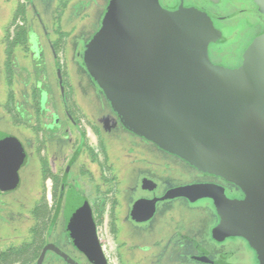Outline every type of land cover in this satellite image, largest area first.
<instances>
[{"label":"water","instance_id":"obj_1","mask_svg":"<svg viewBox=\"0 0 264 264\" xmlns=\"http://www.w3.org/2000/svg\"><path fill=\"white\" fill-rule=\"evenodd\" d=\"M254 2L264 13V0ZM219 39L212 18L197 8L111 0L86 62L126 127L242 185L241 200L211 183L176 186L161 199H210L220 217L215 238L245 236L264 264V32L237 68L212 62L209 49ZM20 157L18 143L0 137L1 184L15 180ZM82 249L103 257L99 243Z\"/></svg>","mask_w":264,"mask_h":264},{"label":"flooded vegetation","instance_id":"obj_2","mask_svg":"<svg viewBox=\"0 0 264 264\" xmlns=\"http://www.w3.org/2000/svg\"><path fill=\"white\" fill-rule=\"evenodd\" d=\"M29 1L34 3V16H40L38 3L35 0L19 2L18 11L21 13L11 22L14 26L13 32L6 29L5 36L9 37L8 44L3 42L4 53H6L4 79L9 90L6 95L8 97L5 99L8 101L5 103V110L9 114L15 113V110H12V108L15 109V95L11 90L12 83L9 81L14 76L16 64L13 48L26 44L27 48L30 47L29 52L32 54L33 61L42 59V46L34 45L32 42L36 30L30 23ZM41 1L49 2L50 0ZM110 2L111 0L105 1L107 5ZM160 2L171 11L184 7L197 8L206 12L220 33V39L213 42L209 49L212 62L228 68H237L242 65L245 51L241 56L225 58L230 60L231 64L214 61L212 53L217 44L227 41L221 21H232L241 17L256 19L258 11L254 0H220L216 3L211 0H160ZM219 6H224L225 12H222ZM56 30L60 33V26ZM22 32L24 35L22 34L20 38L19 35ZM56 48L54 57L58 59L57 53L60 52V47L56 46ZM7 63H9V70L6 67ZM47 81L45 72L38 85H43V82ZM47 92L48 89L42 87L41 97L46 98ZM39 106L35 107V115L23 107L27 124H31L32 118L34 120L35 117L37 123L31 126H33L32 130L37 129V132L47 129L44 113L48 111V107L45 104ZM41 118L44 120V128L39 123ZM54 127L51 125V128ZM92 129L95 133L97 132L93 126ZM128 130L131 138L134 139L132 144L152 146V149L148 150L152 152V156L138 155L136 160H132V157L127 155L130 158V166L142 165L144 168H140L134 176L132 185L119 181L122 198L120 206L117 207V202L112 201L107 208L106 199L102 203L96 202V197L103 190L107 196L113 192V177H103L101 183L96 177L84 179L86 181L84 185L79 182L82 174H76L74 172L76 170H72L83 148L77 145L75 154L67 162L68 166L61 176L45 177V198L35 204L32 203L29 207L24 206L25 212L16 213L11 210L10 197L21 186L20 173L28 163H26L25 149L20 139L12 131L8 132L0 128V137L16 141L21 151L20 160L15 165V180L5 184L0 183V264H113L112 255H115L121 264H259L258 252L245 236L231 235L222 239L215 238L213 230L220 223V217L210 199L202 198L196 201L186 197L161 199L169 189L176 186L211 183L224 187L228 198L241 200L247 197L242 185L225 175L202 169L181 156L162 149L158 143ZM161 153L166 155L162 162L156 160ZM86 165L87 163L85 169L79 172L87 173L89 169ZM91 184L96 188L92 189ZM152 201H155L154 205ZM203 205L212 210L213 218L209 219L206 212L193 215L191 209ZM187 206L189 210L184 211ZM117 211L119 214L116 213ZM193 219L198 223V226H195L197 227L196 232L194 231L195 236L193 235ZM16 220L18 230L13 225ZM5 226L12 234L3 233ZM13 231L18 232V236L13 235ZM14 237H21L18 244L14 242ZM210 242L215 244L212 249L208 247ZM98 243L103 257L95 260L82 247L96 248Z\"/></svg>","mask_w":264,"mask_h":264},{"label":"rangeland","instance_id":"obj_3","mask_svg":"<svg viewBox=\"0 0 264 264\" xmlns=\"http://www.w3.org/2000/svg\"><path fill=\"white\" fill-rule=\"evenodd\" d=\"M35 1L38 3L40 16H34L35 6L31 1L28 2V13L31 18L30 23L36 30L32 42L34 45L42 46V59L33 61L29 52L30 47L27 48L26 44L13 48L16 64L14 76L9 81L12 83L11 90L15 95V109L12 108L15 113L9 114L5 110V103L8 102L5 99L9 91L4 79L6 75L4 43L9 41L5 33L6 29L13 32L14 26L11 22L21 13L18 11L19 2L24 0H0V128L8 132L12 131L20 139L28 163L20 173L21 186L10 197L11 210L16 213L25 212L24 206L29 207L32 203L35 204L45 198V177L61 176L68 166L67 162L75 154L77 145L83 148L72 170H76L74 171L76 174H82L79 182L84 185L86 179L96 177L101 183L103 177H113V192L107 196L103 190L96 197V202L102 203L106 199L107 208L112 201L117 202L118 207L122 203L119 181L132 185L134 176L140 168H144L140 164L141 167L130 166V158L127 155L131 156L132 160H136L138 155L151 157L152 152L148 150H151L152 146L132 144L134 139L128 132L129 128L125 126L111 101L96 82L86 62L87 47L101 29L102 18L110 4L107 5L106 0ZM220 9L225 12L224 6ZM257 11L256 19L241 17L237 20L220 22L225 29L227 41L215 46L212 53L214 61L231 64V61L225 58L241 56L249 44L264 32V13L258 7ZM59 26L60 33L56 30ZM56 46L60 47V52L57 53L58 59L54 57ZM6 67L9 70V63ZM45 72L48 81L38 85ZM42 87L48 89L46 98L41 97ZM41 104L48 107V111L44 113L47 129L37 132V129L32 130L33 126H31L37 123L35 117L34 120L32 118L31 124H27L23 109L35 115V107ZM39 123L42 128L45 127L42 118ZM51 125L55 127L51 128ZM92 126L98 135L93 131ZM66 134L68 135L65 136ZM165 156L161 153L156 160L162 162ZM86 163L89 172H79L85 169ZM48 188L50 189V186ZM94 188L96 186L92 185V189ZM187 210H189L188 206L184 208V211ZM191 210L194 216L206 212L209 219L213 218L212 210L204 205ZM116 213L119 214V211ZM13 225L18 230L17 220ZM196 225L198 226V223L193 219L194 236ZM3 233L12 234L8 232L6 226L3 228ZM14 234L18 236L19 233L14 232ZM20 240L21 237H14L16 244ZM214 246L215 244L210 242L208 247L212 249ZM112 256L113 264H121L115 255Z\"/></svg>","mask_w":264,"mask_h":264},{"label":"trees","instance_id":"obj_4","mask_svg":"<svg viewBox=\"0 0 264 264\" xmlns=\"http://www.w3.org/2000/svg\"><path fill=\"white\" fill-rule=\"evenodd\" d=\"M22 34L24 35V32H22V33L19 35V37L22 36ZM20 38H21V37H20Z\"/></svg>","mask_w":264,"mask_h":264}]
</instances>
